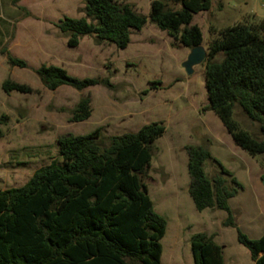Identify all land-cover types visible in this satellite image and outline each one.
Masks as SVG:
<instances>
[{
	"label": "trees",
	"instance_id": "1",
	"mask_svg": "<svg viewBox=\"0 0 264 264\" xmlns=\"http://www.w3.org/2000/svg\"><path fill=\"white\" fill-rule=\"evenodd\" d=\"M211 7V0H151L146 16L120 0H87L83 17L65 18L57 28L71 48L79 47L85 37H94L99 44L126 49L133 32L150 23L166 32L173 47L193 49L203 45L194 17ZM206 51L208 105L203 111H212L250 156L264 154V141L234 118L239 106L250 120L261 124L264 134V18L250 16L233 26L210 28ZM8 62L27 67L9 53ZM36 73L51 91L64 86L79 92L111 87L108 79H79L54 65H43ZM2 89L33 92L11 80ZM91 115V99L82 98L71 122H84ZM100 133L97 129L88 135L59 137L61 162L37 170L22 187L0 188V264H162L167 221L155 211L145 180L154 144L166 127L154 122L136 133L111 137L108 146L101 145ZM185 150L189 194L196 209L225 212L224 227L236 228L238 242L249 250L254 264H264V234L259 239L245 234L230 206L240 183L220 163V174L207 177L204 164L212 158L204 146L188 145ZM228 178L236 188L230 187ZM190 243L194 264H226L224 249L213 236L199 233Z\"/></svg>",
	"mask_w": 264,
	"mask_h": 264
},
{
	"label": "rangeland",
	"instance_id": "2",
	"mask_svg": "<svg viewBox=\"0 0 264 264\" xmlns=\"http://www.w3.org/2000/svg\"><path fill=\"white\" fill-rule=\"evenodd\" d=\"M86 1L0 0V188L22 187L37 170L61 162L59 137L88 135L100 129V143L108 146L113 136L136 133L145 125L161 122L166 133L154 144L145 182L155 211L167 221L161 241L162 264H194L190 241L199 233H210L216 243H223L228 264L232 256L238 264H253L249 250L238 242L236 228L224 227L225 212L196 209L187 192L190 177L185 147L208 150L212 158L204 164L208 178L220 174V163L240 183L230 206L237 225L252 239L258 234L244 221L254 220L260 231L264 228V154L250 156L212 111H203L208 105L204 63L188 75L183 63L191 50L173 47L166 32L156 26L149 23L134 31L126 49L99 44L94 37L83 38L77 48L69 47L57 25L65 18L83 17ZM120 1L142 15L150 10V0ZM238 4L227 0L225 10H215L214 17L234 25L241 13ZM204 35L206 43L209 32ZM8 53L25 61L27 67L11 66ZM43 65L61 67L79 79H108L111 87L79 92L64 86L51 91L36 73ZM6 80L29 86L33 92L5 93L2 85ZM86 97L91 99V117L71 122L72 111ZM234 118L264 141L261 124L250 120L239 106ZM228 181L236 188L231 178Z\"/></svg>",
	"mask_w": 264,
	"mask_h": 264
},
{
	"label": "crops",
	"instance_id": "3",
	"mask_svg": "<svg viewBox=\"0 0 264 264\" xmlns=\"http://www.w3.org/2000/svg\"><path fill=\"white\" fill-rule=\"evenodd\" d=\"M211 1H212V7H211L210 11L196 14L194 17V21H193V23L195 25H198L202 30V34H203V45L202 46L205 49H206L207 43L210 39V28L222 29V28H225L228 26H233V25H228V23L225 22L224 20H218L214 17V11L215 10H218L220 12H223L225 10V3L227 0H211ZM231 1H233V0H231ZM235 1H237L239 3L238 5L241 6V8H240L241 13H240L239 19H237L235 21L234 25L239 23V22H242L243 20H245L246 18H248L250 16H256L257 18H264L263 17L264 16V0H235ZM149 2H151V0ZM149 12H150V10H149ZM149 12H148V14H146V16L149 15ZM205 31L209 32V39L206 43H205V35H204ZM189 187H190V181H189V185L187 187L188 194H189ZM263 206H264V200H263ZM206 211H208V210H206ZM261 211H262V213H264L263 209ZM244 223H246L249 226V230L251 232L258 234L257 237H254V239H259L264 234V228L262 229V231H260L259 227L257 226V223L254 220L248 219V220L244 221ZM207 234L212 236V234H210V233H207ZM218 244L223 247V245H222L223 243H221L220 241ZM224 256H225L226 264H228L225 250H224ZM238 261L239 260L234 259L233 256L231 257V261H230L231 264H238ZM253 264H254V262H253Z\"/></svg>",
	"mask_w": 264,
	"mask_h": 264
},
{
	"label": "water",
	"instance_id": "4",
	"mask_svg": "<svg viewBox=\"0 0 264 264\" xmlns=\"http://www.w3.org/2000/svg\"><path fill=\"white\" fill-rule=\"evenodd\" d=\"M207 59V51L201 45L199 47L193 48L190 51V54L187 60L183 63V68L185 69L188 75L194 74L195 67L203 64ZM264 186V179H263Z\"/></svg>",
	"mask_w": 264,
	"mask_h": 264
}]
</instances>
